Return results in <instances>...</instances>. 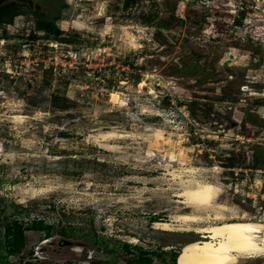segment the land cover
<instances>
[{"label": "rangeland", "instance_id": "obj_1", "mask_svg": "<svg viewBox=\"0 0 264 264\" xmlns=\"http://www.w3.org/2000/svg\"><path fill=\"white\" fill-rule=\"evenodd\" d=\"M36 1L5 2L16 14L0 26V222L44 226L0 264H127L138 247L173 264L201 235L155 220L264 223V0ZM37 17L61 37L34 31ZM56 40L81 56L61 76L40 59ZM253 152L257 167H229ZM198 181L219 194L185 207L176 193ZM235 254L264 264V251Z\"/></svg>", "mask_w": 264, "mask_h": 264}, {"label": "bare ground", "instance_id": "obj_2", "mask_svg": "<svg viewBox=\"0 0 264 264\" xmlns=\"http://www.w3.org/2000/svg\"><path fill=\"white\" fill-rule=\"evenodd\" d=\"M144 83L143 81L142 84ZM111 96L113 102L118 101L116 92H112ZM219 190L213 183L198 181L176 195L183 196L184 199L178 200L184 203L185 207L202 208L212 205ZM199 222L200 217L197 214L187 211L178 212L171 220L153 222L155 228L162 230L193 231L201 235L200 239L186 241L181 245L175 264H230L236 261L235 253L253 255L264 251V243L257 239L263 232L262 222L234 219L209 224Z\"/></svg>", "mask_w": 264, "mask_h": 264}, {"label": "trees", "instance_id": "obj_3", "mask_svg": "<svg viewBox=\"0 0 264 264\" xmlns=\"http://www.w3.org/2000/svg\"><path fill=\"white\" fill-rule=\"evenodd\" d=\"M12 4V3H11ZM13 5L6 4L0 6V26L8 23H11L13 17L15 16V8H12ZM7 16V18H6ZM151 18H146V21H149ZM163 22H159V26H163ZM35 27L38 30H43L47 33L48 37H53L55 39L61 37L62 32L61 29L54 23V21H49L45 19H40L37 17V22L35 23ZM6 30L5 28L1 30L0 36L6 37ZM34 37L35 35H31ZM65 39V38H64ZM66 41V39H65ZM224 99V98H220ZM243 131L245 130L242 129ZM62 135H67V132L61 131ZM253 135H256V132H253ZM261 159L258 157L257 152H253L251 154V158L248 160L243 159L241 162H230L229 167H233L235 165L243 166L250 164L251 167H257V162ZM22 205V204H21ZM1 212V211H0ZM1 216V214H0ZM39 226L43 225V219L39 217H34L30 222L25 223L23 218L19 217H12L6 223L1 224L0 222V234L2 233V238H0V251H4L9 255L19 254L22 251L23 246L25 245V231L30 229H39ZM47 232L45 233L46 236H49V229L52 228L50 224H46ZM126 248L128 249V244H126ZM139 248V253L129 260H127V264H150L151 259L148 256L149 253L147 250L143 249L142 247ZM3 249V250H1ZM175 257L173 258L172 262L175 264ZM16 264V263H11ZM24 264H35L32 262H25ZM63 264H72L71 261H66ZM90 264H104L102 262H98L96 260H90Z\"/></svg>", "mask_w": 264, "mask_h": 264}, {"label": "built area", "instance_id": "obj_4", "mask_svg": "<svg viewBox=\"0 0 264 264\" xmlns=\"http://www.w3.org/2000/svg\"><path fill=\"white\" fill-rule=\"evenodd\" d=\"M34 31L37 30L34 26ZM47 57L40 58L43 67L54 75H65L80 63L81 56L77 48L66 42H49ZM51 53V54H50Z\"/></svg>", "mask_w": 264, "mask_h": 264}, {"label": "flooded vegetation", "instance_id": "obj_5", "mask_svg": "<svg viewBox=\"0 0 264 264\" xmlns=\"http://www.w3.org/2000/svg\"><path fill=\"white\" fill-rule=\"evenodd\" d=\"M9 1H14V0H0V3H2L0 4V6L6 5L5 2L7 3ZM20 1L26 2L30 6H33L34 8H39V4L37 3L36 0H20Z\"/></svg>", "mask_w": 264, "mask_h": 264}, {"label": "water", "instance_id": "obj_6", "mask_svg": "<svg viewBox=\"0 0 264 264\" xmlns=\"http://www.w3.org/2000/svg\"><path fill=\"white\" fill-rule=\"evenodd\" d=\"M146 80H148V81H157L158 80V78L157 77H155L154 75H148L147 77H146ZM161 83V82H160ZM162 84V83H161ZM46 241H48V240H45L44 242H46ZM43 242V243H44Z\"/></svg>", "mask_w": 264, "mask_h": 264}]
</instances>
